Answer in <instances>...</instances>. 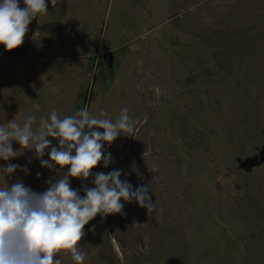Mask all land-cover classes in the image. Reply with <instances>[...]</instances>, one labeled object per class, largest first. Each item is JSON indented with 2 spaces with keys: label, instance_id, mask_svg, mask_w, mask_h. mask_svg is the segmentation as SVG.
I'll return each mask as SVG.
<instances>
[{
  "label": "rangeland",
  "instance_id": "374dc122",
  "mask_svg": "<svg viewBox=\"0 0 264 264\" xmlns=\"http://www.w3.org/2000/svg\"><path fill=\"white\" fill-rule=\"evenodd\" d=\"M48 9L29 25L17 61L78 54L84 81L76 93L73 73L51 86L36 122L84 107L115 119L126 107L135 135L106 143L112 161L92 172L122 170L155 203L148 213L121 201L123 214L85 225L83 264H264V0H59L56 8L49 0ZM8 163L20 168L0 171V187L20 179L42 192L56 178L32 151L0 167ZM70 183L94 186L91 176Z\"/></svg>",
  "mask_w": 264,
  "mask_h": 264
},
{
  "label": "clouds",
  "instance_id": "9594fccd",
  "mask_svg": "<svg viewBox=\"0 0 264 264\" xmlns=\"http://www.w3.org/2000/svg\"><path fill=\"white\" fill-rule=\"evenodd\" d=\"M48 2L23 0L21 7L19 0H0V45L6 51L22 46L31 22L47 15ZM58 2L50 0L52 8ZM108 117L101 110L98 118L84 107L62 118L52 111L38 123L35 115L28 114L22 121L14 117L0 124V160L32 151L42 168L56 171V178L47 180L42 192L20 179L0 187V264H64L63 253L75 264H83L87 253L80 242L86 235L85 225L97 215L103 219L123 214L121 201H135L148 213L154 211L148 185L133 189L131 183L120 179L119 169L92 172L99 164L107 167L112 161L111 154L104 151L106 143L110 146L119 136L135 135V122L126 107L115 119ZM49 137L57 140L58 146L52 145ZM14 141L20 145L18 150L13 148ZM46 150L48 160L43 159ZM18 168L8 163L0 171L11 177ZM21 170L28 174L27 167ZM40 175L37 173L38 178ZM90 176L93 187H71L70 179L87 181Z\"/></svg>",
  "mask_w": 264,
  "mask_h": 264
},
{
  "label": "crops",
  "instance_id": "0c3cea01",
  "mask_svg": "<svg viewBox=\"0 0 264 264\" xmlns=\"http://www.w3.org/2000/svg\"><path fill=\"white\" fill-rule=\"evenodd\" d=\"M48 10V13H50L51 9ZM65 19L68 22L67 15ZM61 27H64V17H62ZM35 30L36 24L33 27L34 32ZM29 31L26 34H29ZM33 31L32 34H34ZM4 50V46L0 45V124H4L14 117L18 121H22L25 115H34L40 112L47 107L50 101L49 88L64 83L68 85L69 78L73 74L76 80L72 84V91L79 92L80 86L83 87L85 61L83 58L80 60L78 54H72V56L46 54L35 57L33 60L27 59L19 62L17 61L19 60L18 57L16 58L17 53L8 51V54H5ZM69 60L76 61L75 68L72 70L70 69ZM36 64L41 67L38 72L46 76V80L48 79V82L45 80L44 86H40L38 78L32 71L33 66ZM48 83H50V86H48Z\"/></svg>",
  "mask_w": 264,
  "mask_h": 264
},
{
  "label": "water",
  "instance_id": "95a60500",
  "mask_svg": "<svg viewBox=\"0 0 264 264\" xmlns=\"http://www.w3.org/2000/svg\"><path fill=\"white\" fill-rule=\"evenodd\" d=\"M22 49H23V47H20V48H17V49L12 50V52L13 53H19V52L22 51Z\"/></svg>",
  "mask_w": 264,
  "mask_h": 264
},
{
  "label": "flooded vegetation",
  "instance_id": "af4514ba",
  "mask_svg": "<svg viewBox=\"0 0 264 264\" xmlns=\"http://www.w3.org/2000/svg\"><path fill=\"white\" fill-rule=\"evenodd\" d=\"M20 47H23V44H22V46H20ZM20 47H19V48H20ZM13 50H14V49H13ZM9 52H12V51H9Z\"/></svg>",
  "mask_w": 264,
  "mask_h": 264
}]
</instances>
